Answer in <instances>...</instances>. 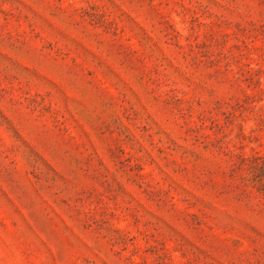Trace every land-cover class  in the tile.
Segmentation results:
<instances>
[{
  "label": "rangeland",
  "instance_id": "rangeland-1",
  "mask_svg": "<svg viewBox=\"0 0 264 264\" xmlns=\"http://www.w3.org/2000/svg\"><path fill=\"white\" fill-rule=\"evenodd\" d=\"M264 0H0V264H264Z\"/></svg>",
  "mask_w": 264,
  "mask_h": 264
},
{
  "label": "trees",
  "instance_id": "trees-1",
  "mask_svg": "<svg viewBox=\"0 0 264 264\" xmlns=\"http://www.w3.org/2000/svg\"><path fill=\"white\" fill-rule=\"evenodd\" d=\"M252 169H254L255 171H258L260 173H264V159H256L253 166H252ZM259 181L262 182V184L264 185V179H260Z\"/></svg>",
  "mask_w": 264,
  "mask_h": 264
}]
</instances>
